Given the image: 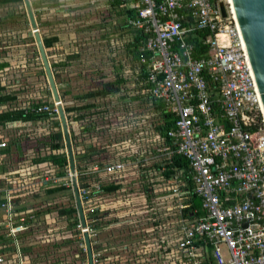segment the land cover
<instances>
[{"label": "built area", "instance_id": "1", "mask_svg": "<svg viewBox=\"0 0 264 264\" xmlns=\"http://www.w3.org/2000/svg\"><path fill=\"white\" fill-rule=\"evenodd\" d=\"M119 1L133 13L126 26L148 36L141 49L151 54L145 67L148 92L174 116L167 132L173 150L160 147L157 153L175 152L187 159L190 192L203 212L181 224L180 241L169 253L177 259H166L168 264H199L198 242L211 247L215 264H264V114L230 6L223 0ZM196 35L207 48L199 56L191 42ZM27 108L57 116L52 105ZM6 147L0 141V149ZM131 166L124 160L108 162L84 175L122 177ZM69 177L77 179V172ZM183 187L174 176L171 197L182 200ZM77 188L86 220L99 210L101 185ZM1 207L10 209L8 202ZM94 223L86 221L89 237L94 236L89 227ZM16 230L10 228L9 234ZM101 255L92 253L93 264H100ZM0 264L29 263L0 255Z\"/></svg>", "mask_w": 264, "mask_h": 264}, {"label": "crops", "instance_id": "2", "mask_svg": "<svg viewBox=\"0 0 264 264\" xmlns=\"http://www.w3.org/2000/svg\"><path fill=\"white\" fill-rule=\"evenodd\" d=\"M19 3H23V0L14 1L5 5H0V12L2 13L3 9H5L7 5H14ZM31 4L34 10L35 18L38 14L39 15L42 14L41 16L45 17V19L49 21L48 24H50L51 27L52 25L58 27L56 29L52 28V30H55V32L60 31L59 29L63 28V25H65L64 20H68L69 18L73 19L74 17L80 21L79 22L80 25L76 27V31L71 32L74 34V36L76 35L79 38V36L90 35V33H92L93 30L100 31L101 33H103L102 39L105 42H107L108 50H110L112 54L116 49V43H115L116 41H114L113 39L115 38V33H117V26H119L120 30L130 32V40L128 41V43L132 40V32L134 30L127 27L125 23L126 18L128 15H130V13H126L125 12L126 10L123 7L122 8L113 7L112 0H31ZM37 21L38 20H36V22ZM117 23L119 25H117ZM51 36H56L58 38V41L54 44V46L50 48V50L53 51L58 48L59 50L63 49L65 42L60 32L56 34H51L48 37ZM125 46L127 47V45ZM127 48L129 50V47ZM18 52L19 51H17L16 53L12 52V54H9V51L6 48H2L0 50V141L2 142L4 141L7 143L6 148L0 149V233L3 236L2 241H0V255H3L4 259H10L15 262L17 261L18 258L21 260L23 259L29 264H47L45 260L47 258V255L44 252H42L40 249H38V247L36 246L37 244L35 242H32L31 239L32 233L29 232L32 229V225L38 224V223H33L34 221L32 219L31 214L39 210H35L33 207H50L52 205L53 198L57 194H60V193L52 194V195L48 194L47 191L52 186L60 185V184L64 185L66 187V190H64L61 193H64L69 189L72 193V187L70 184L67 183L71 181L68 173V165L64 172L65 176L59 177L58 173L61 172V170L55 168L51 163H49V161L48 162L45 161L41 164H33L34 159H38L39 157L38 158L33 157L34 149L31 144L34 143V145H37L38 141L43 140V138L46 137L51 132L52 133L58 131L61 132V128L60 130L58 129L60 127V124L59 127L55 126V123L59 122L58 117L52 115V116H48V118L45 120H39L36 122H20L21 120L19 121L18 119H16L17 122H14L13 117L16 116L15 114L17 112H19L22 109H25L27 111L28 110L27 107L29 105L39 102V101L38 102L33 101L34 97L30 95L26 96V98L22 102L21 69L24 68L25 65H23L22 62L20 61V55ZM128 54L130 56L128 58L129 60L122 62V64H124V67H129L132 65L131 54L129 52ZM10 55H11V59H10ZM52 56L53 55H51V57ZM62 62H64L63 59L62 60L60 59V63ZM131 71L133 72V70ZM110 80L111 79L108 80L104 79L103 82H107ZM63 95L65 98L63 101L64 103L62 104L63 108L66 106L77 107L84 105L82 102H78L74 100L75 96L80 95L79 93L76 94L73 92L69 93V91H67L66 88L63 89ZM86 103H90V100H88ZM30 112L32 111L30 110ZM6 114L10 116L7 117L10 119H6L4 117V115ZM11 119L13 121H10ZM68 130H69V125H68ZM99 138L100 137L97 136L94 128H92L88 132L84 133L82 141L81 140L77 141V144L75 145L72 144L76 172L81 165H84L86 162H90V161L93 162L97 161L99 164H103V163H108V162L111 163L121 160L127 161L126 159H129L128 157H130V159L134 158V156L131 154L132 152L130 153V151L127 149L129 148L128 147L129 145L128 146L127 144H121V146L116 144L105 145L103 143L98 142ZM47 141L48 139L46 140V142ZM62 142L64 145V138L62 139ZM130 146L133 147L132 145ZM147 146L148 144L145 143L144 140L141 142L139 148H148ZM58 153L66 154V151L62 152L59 150L58 152H56V154ZM45 156H46L45 154H41L40 158ZM157 157H161V155L158 154ZM131 167L122 177H110V178L103 177V181L105 185H111V184L119 185L120 182H117L116 180L120 178L122 179L127 175H130V176H135V178L130 179L132 180V184L134 180H140L138 182L141 184L142 187L147 186L148 190L149 189L152 190L150 191L151 194L150 197L153 196L154 194L156 195L155 197L157 198L159 197L161 199H167L168 195L171 196V192L169 191V188H171L174 183L173 184L166 183L164 181V178H162L161 174H157V173L148 175V176H154L155 177L154 181L148 179V176L141 177L139 176L138 171L131 170ZM156 187L159 190L161 188H164L163 194L155 193L154 190ZM118 190L111 193H102L101 195L100 198L101 203L99 204L100 206L97 212L99 213V215H101L102 213H107V215L105 214V217L101 220L102 228L98 229L99 231L98 235L99 238H101L100 241L101 240L103 241L100 235L109 228V226L107 227V225H111L110 223H105V221L107 222L109 219L119 218L116 212V209L118 207H115L114 205L116 204L122 205V203L120 200L113 198L114 194ZM7 194H9L11 197V199L8 201L6 199ZM141 197L145 199L144 195H142ZM148 200L149 198L147 196L146 202ZM182 200H183L182 206L184 207H182L181 209L179 208L177 209L175 217H174L175 213H173L172 217H170L172 219L170 222H168V225L170 224V229H174L175 228L174 225L180 221L179 219L181 218V213H182L181 210L189 208L185 203H188L190 197L187 198V196H185ZM7 202L9 203V207H10L9 211L1 207L2 204H5ZM125 208H128L126 209L128 213L127 212L122 213L123 216L130 217L137 212L131 207H125ZM146 208L147 209L143 211L144 214L148 212L147 214L151 216L156 215V219L160 220L161 222H164L165 220L164 217H160L161 214L157 210H155L154 207H146ZM166 210L169 211L170 207L166 208ZM113 213L115 215L111 217V214ZM153 220L154 219H152V221ZM38 221L40 223L45 222L46 224H50V228L47 230V235L45 236L46 240L42 241V243L49 244V243L57 242L60 239H64V232L67 228L66 224L67 221L70 220H66V217L59 216V214L57 213L48 212L45 215H43ZM55 224H58V226L56 227ZM162 225L163 226L159 225L158 227L160 229L165 230V226L163 223ZM168 225L166 226L169 228ZM10 228L17 229L14 235L9 234ZM158 240L155 243L156 248L153 252L154 257L152 259L155 261V263L153 262V264H160L159 261L161 258L165 260L168 259L169 261L170 260L173 261L174 258L177 257V255L168 254V256L162 257L157 252ZM107 244H109V247L107 246L106 249H102V255H104V253L107 252L106 258L109 255V260L110 259L113 260L115 259L114 255H116L117 250L112 245V240L109 241ZM151 246L152 245L150 244L145 245L144 246L145 252H143V254L145 255L149 254L148 250L151 248ZM196 247H200V249H197L196 251L198 255H201V258L198 259L199 264H208V261H211L213 264H215L210 254L211 247L207 246L202 242H198ZM84 248L85 247L83 246V249ZM173 251L174 250H172V252ZM146 257L149 259L150 255L149 256L147 255ZM137 258L138 257H136V259Z\"/></svg>", "mask_w": 264, "mask_h": 264}, {"label": "rangeland", "instance_id": "3", "mask_svg": "<svg viewBox=\"0 0 264 264\" xmlns=\"http://www.w3.org/2000/svg\"><path fill=\"white\" fill-rule=\"evenodd\" d=\"M223 1L225 2V0ZM41 15L42 14H38L36 16V20H38V29L42 38L60 32L65 42L63 49L59 50L58 48L53 51L46 49L47 58L50 64L55 66V82L62 104L65 99L63 89L67 88L69 93L73 92L75 94H83L87 91L101 87L104 79H114L116 77L115 73L118 71L121 75H125V77L129 78L127 89L128 93L131 96L140 94L138 85L134 83L135 72L131 71L132 65L124 67V64H122L123 61H128V58L130 57L128 54V48L125 46L130 40L129 31L120 30L119 26H117V33H115V38L113 39L116 41V49L112 54V52L108 50L107 42L102 39L103 33L100 31L93 30L90 35L79 36V38L76 35L74 36L71 32L76 31V27L80 25V21L75 17L73 19L69 18L68 20H64L65 25H63V28L59 29L60 31L55 32L52 28L56 29L58 27L53 25L51 27V25L48 24L49 21ZM117 25L119 24L117 23ZM2 48L8 49L9 54L19 51L20 61L23 65H25V67L21 69L22 102L26 96L30 95L34 97L33 101L47 102L55 108L35 41L27 22L23 3L7 5L6 8L3 9L2 13L0 12V50ZM51 55L53 56L51 57ZM60 59H63L64 62L62 63H67V66H57L58 63H60ZM103 102L104 101L100 100V103L103 104ZM132 107L136 116L144 113L143 111L149 113L152 112V115L149 114V121H158L157 117H154L153 111H150L151 109L149 108V105H141L139 102L133 101ZM58 129L60 130V127ZM108 135H110V133L107 130L105 131V134H100L98 142L109 141L110 136ZM45 138L46 137H44L43 140L38 141L37 145H34V143L31 144L34 149V158L40 157L41 154L47 155L50 152L47 147L45 148L47 144ZM147 140L149 145H155L153 144L155 136L150 130L148 131ZM60 151L65 152V149ZM132 178H135V176L127 175L122 179L120 178L116 180L117 182H120L119 185L122 186V188L119 189L113 197L120 200L122 203V205H114L115 207H118L116 212L119 218L110 219L112 220V223H110L111 225H107L109 228L100 235L103 239V241L101 240V244H105L109 247V244L107 243L112 240V245L117 250L116 255H114L115 258L118 257L117 264H131L136 262H138V264H153V262L155 263L152 259L154 257L153 252L156 248L155 243L157 242L158 237L167 234L168 227L166 225H168V222L172 220L170 217H172L173 213L177 212V209L179 208L178 206L183 205V200L180 201L175 197L171 198V196L168 195L167 199L155 197L146 202V198L144 199L141 197L144 193L143 187L138 182L140 180L133 179L134 181L132 184V180H130ZM148 179L154 181L155 177L148 176ZM67 183L71 184V181ZM163 190L164 188L159 190L156 187L154 192L163 194ZM71 205L75 206V203L73 194L69 189L64 193L57 194L53 198L52 205L50 207L33 208L39 211L48 209L50 212L58 214L60 209ZM125 207H131L137 212L130 217L123 216L122 213L127 212L126 209H128ZM146 207H154L155 210L161 214L160 217H164L165 220L162 223L165 226V230L152 228V223L156 219V215L151 216L147 214L148 212L144 214L143 211L147 209ZM168 207H170L169 211L166 210ZM113 215L115 214H111V217ZM150 219L154 220L151 221ZM73 220L70 219V221H67L64 239H60L57 242L49 244L42 243V241L46 240L45 236L47 235V230L50 228V224L41 222L40 225H32V229L29 231L32 233V242H35L38 249L47 255V258L45 259L47 264H87L86 253L83 249L84 245L81 229L78 226L72 228L68 227L69 223ZM162 223L160 226H163ZM55 225L56 227L58 226V224ZM168 226L170 227V224ZM147 244L152 245L148 250L149 254H147L148 256L150 255L149 259L146 257L147 255L143 254V252H145L144 246ZM123 245L124 249L121 248ZM106 255L107 252L105 253V257ZM132 257L138 258L131 260ZM110 260L108 255L105 262H102L99 258V263L101 264L102 262V264H108L110 263Z\"/></svg>", "mask_w": 264, "mask_h": 264}, {"label": "trees", "instance_id": "4", "mask_svg": "<svg viewBox=\"0 0 264 264\" xmlns=\"http://www.w3.org/2000/svg\"><path fill=\"white\" fill-rule=\"evenodd\" d=\"M14 1L21 0H0V5H5ZM113 7L122 8V4L119 0H112ZM126 13H130L129 11H125ZM132 16L133 13L131 12ZM128 15L127 17H129ZM147 35H144L142 31L134 30L132 32V40L127 43V47H129L128 52L131 54L132 60V70L135 72V81L134 83L138 85L140 89L139 95L131 96L128 89V77L121 75V73L116 72L115 78L103 82L101 87L97 89H93L87 91L83 94L77 95L74 97V100L78 102H82L84 105L77 107H64V113L66 115V119L69 125L70 139L72 144H77V141L83 140V136L85 132H88L90 129L94 128L97 136L100 137V134H105V131H109L110 136L109 141L101 142L105 145H120L127 144L129 148H127L130 153L134 156V158L126 159L128 162L132 164L131 170L138 171L139 176L146 177L151 174H161L164 181L168 184L174 183V176L179 178V181L184 185L183 192L184 195L190 197L187 205V209H182L180 221L174 225V229H168L167 234L158 237V249L157 252L164 257L167 256L172 250L176 249L178 242L180 241V235L178 231L183 222L188 221L191 222L195 218L203 215L201 210V202L200 200L191 194L190 190L192 188V184L190 182V168L189 163L186 158L176 154L173 152L172 154H168L166 151L164 155L161 157H157V149L162 147H167L169 150H173L171 146L170 139L167 137V132L174 125V116L167 111L166 107L163 103L154 97H152L148 90L149 84H147V79L145 75V67L146 63L149 61L151 54L147 51H141L144 42L147 39ZM200 35H196L195 38L191 39V42L195 46L194 55L199 56L201 54L206 53L207 48L201 47L200 44ZM58 41L56 36L51 37H43L42 42L45 49H50L54 44ZM134 63V66H133ZM67 63H58L57 66L65 67ZM55 66L51 64L52 73L54 78H56L55 74ZM62 99V98H61ZM90 100V103H86ZM100 100L104 101L103 104L100 103ZM139 102L141 105H149L150 111H153L154 117L156 116L158 121H149L150 115L152 112L143 111L139 116H136L134 109L132 107V102ZM38 102V101H37ZM41 104L49 105L50 103L39 101L38 103H33L31 106L37 107ZM107 105V107H106ZM73 113V114H72ZM150 114V115H149ZM14 122H17L18 119L20 122H36L39 120H45L48 118L47 112H30V109L27 111L25 109L20 110L15 114ZM6 119H10L9 115H4ZM12 118V119H13ZM140 118V119H138ZM10 121H13V120ZM76 123V124H75ZM10 124V123H9ZM56 127H59V122L55 123ZM152 131V134L155 136V140L153 144L149 145L147 140L148 131ZM48 139L45 148L50 150V153L45 157L34 159L33 164H41L43 162L51 163L55 168L61 170L58 173L59 177L65 176V170L68 165L67 157L65 153H53L58 152L61 149H64V145L62 142V134L60 131L51 132L45 138V141ZM145 140V143L148 144V148H139L142 141ZM132 145L133 147H131ZM170 150V151H171ZM145 159H149V161L145 162ZM104 164V163H103ZM103 164H99L97 161L86 162L84 165H81L77 169V179L76 183L80 188L91 186L94 184L101 185L102 193H111L119 188L120 185H105L103 178L101 175H96L95 177H87L84 175L92 166ZM66 190L64 185H55L48 189V194H57ZM150 191L147 186L143 187V193L145 198H155V194L150 197ZM98 203H101L99 201ZM50 212V210L45 209L43 211H36L32 215L33 223H40L38 220ZM59 216L66 217V220L74 219L71 223H69V228L77 227L79 225L77 211L74 205L64 207L58 211ZM105 214L102 213L99 215L98 212L94 214H88L86 221L89 223L94 218L97 219L96 224H89V227L93 229L94 236L89 237L90 246L92 245L91 251L92 253L100 252L102 254V249H106L107 246L101 244L99 238V228H102L101 220L105 217ZM155 216V215H153ZM176 216V213L174 217ZM95 219V220H96ZM152 221V219H150ZM31 221V220H28ZM105 223H112V220H108ZM162 222L158 219H155L152 223L154 229H160L158 226ZM161 230V229H160ZM98 231V233H97ZM3 236L0 233V241H2ZM84 242V241H83ZM115 248V247H114ZM124 249V245L121 247ZM84 252V251H83ZM86 253V251H85ZM157 253V254H158ZM85 255V254H84ZM118 258V257H117ZM117 258L110 260V263L117 264ZM102 262H105V253L100 257ZM136 257H132L131 260H135ZM186 260V258H184ZM101 262V264H102ZM109 262V261H108ZM160 264H168L167 260L161 258ZM131 264H138L131 263ZM192 264V263H186ZM208 264H213L211 261H208Z\"/></svg>", "mask_w": 264, "mask_h": 264}, {"label": "water", "instance_id": "5", "mask_svg": "<svg viewBox=\"0 0 264 264\" xmlns=\"http://www.w3.org/2000/svg\"><path fill=\"white\" fill-rule=\"evenodd\" d=\"M27 20L32 32L33 39L41 60L42 68L48 84L53 104L57 111V117L64 138V146L68 162V173L74 175L75 164L72 150V143L68 130V123L64 108L60 100L58 88L47 58L46 50L39 32L31 0H23ZM237 30L239 33L242 48L254 81V85L262 106L264 114V0H230ZM219 9L223 17H226L224 2L219 3ZM19 148V145H18ZM72 194L79 226L82 231L84 247L86 251L87 264H93L92 251L89 234L86 231V220L83 204L77 188L76 178L71 177Z\"/></svg>", "mask_w": 264, "mask_h": 264}, {"label": "bare ground", "instance_id": "6", "mask_svg": "<svg viewBox=\"0 0 264 264\" xmlns=\"http://www.w3.org/2000/svg\"><path fill=\"white\" fill-rule=\"evenodd\" d=\"M225 3H226L228 6L231 5V4H230V0H225ZM229 8L231 9V13H233L231 6H230ZM261 109H262V106H261ZM262 111H263V110H262Z\"/></svg>", "mask_w": 264, "mask_h": 264}]
</instances>
